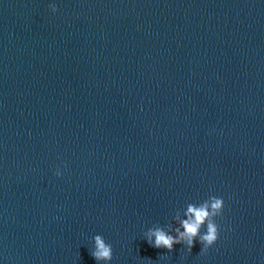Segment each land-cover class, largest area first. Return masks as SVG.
Here are the masks:
<instances>
[{
  "label": "water",
  "instance_id": "obj_1",
  "mask_svg": "<svg viewBox=\"0 0 264 264\" xmlns=\"http://www.w3.org/2000/svg\"><path fill=\"white\" fill-rule=\"evenodd\" d=\"M211 195L207 252L144 239ZM97 234L264 264V0H0V264H97Z\"/></svg>",
  "mask_w": 264,
  "mask_h": 264
},
{
  "label": "clouds",
  "instance_id": "obj_2",
  "mask_svg": "<svg viewBox=\"0 0 264 264\" xmlns=\"http://www.w3.org/2000/svg\"><path fill=\"white\" fill-rule=\"evenodd\" d=\"M49 7L53 13L59 11L55 2ZM55 175L62 177L63 169L58 167ZM224 208L225 200L216 195H211L200 203H188L182 210L175 211L170 223L155 224L145 231L144 239L151 247L167 249L169 252L174 250L175 245L180 244L191 253L199 242L202 245L201 252H207L220 239L221 228L216 218L223 216ZM90 253L97 264H111L114 250L103 235L97 234L93 237Z\"/></svg>",
  "mask_w": 264,
  "mask_h": 264
}]
</instances>
